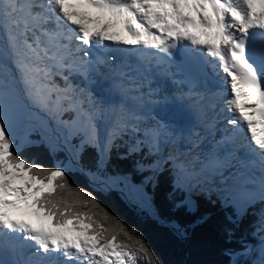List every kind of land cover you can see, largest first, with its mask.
<instances>
[{"label":"snow or ice","instance_id":"6c2138e0","mask_svg":"<svg viewBox=\"0 0 264 264\" xmlns=\"http://www.w3.org/2000/svg\"><path fill=\"white\" fill-rule=\"evenodd\" d=\"M111 191L264 264V0H0V264H165Z\"/></svg>","mask_w":264,"mask_h":264},{"label":"trees","instance_id":"16d2710c","mask_svg":"<svg viewBox=\"0 0 264 264\" xmlns=\"http://www.w3.org/2000/svg\"><path fill=\"white\" fill-rule=\"evenodd\" d=\"M25 155L35 156L38 162L48 163V157L43 148L30 149ZM84 184V181H76ZM102 203L113 214L121 218L128 226H135L140 231L147 243L153 248L156 255L165 264H175L185 259H205V248L218 242V237L214 232L213 225L197 226L190 229L191 241L182 245L178 243L169 230L153 222L151 219L144 218L124 203L116 191L109 192L106 196L100 197ZM163 203V190H157V204ZM186 221V218L179 217ZM191 253V255H189Z\"/></svg>","mask_w":264,"mask_h":264},{"label":"water","instance_id":"95a60500","mask_svg":"<svg viewBox=\"0 0 264 264\" xmlns=\"http://www.w3.org/2000/svg\"><path fill=\"white\" fill-rule=\"evenodd\" d=\"M119 195V193H117ZM135 212H137L134 208H132Z\"/></svg>","mask_w":264,"mask_h":264}]
</instances>
